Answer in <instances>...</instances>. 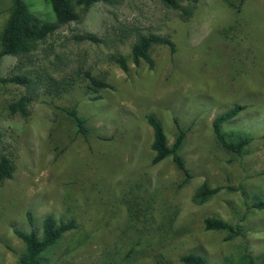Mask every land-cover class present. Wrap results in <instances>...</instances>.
Segmentation results:
<instances>
[{
	"label": "rangeland",
	"instance_id": "rangeland-1",
	"mask_svg": "<svg viewBox=\"0 0 264 264\" xmlns=\"http://www.w3.org/2000/svg\"><path fill=\"white\" fill-rule=\"evenodd\" d=\"M117 2L95 4L60 29L28 67L43 80H60L79 68L104 76L112 89L101 99L87 95L84 84L60 97L41 91L24 119L12 116L8 105L26 89L0 82V152L16 168L0 184V264H18L24 252L14 231H41L47 216L75 219L78 229L64 235L44 264H183L189 253L224 264L243 252L264 264V210L252 208L264 200V0H231L233 6L199 0L189 20L158 0ZM26 3L38 17L55 18L47 1ZM10 6L0 0V32ZM120 24L169 37L176 51L158 47L153 68L130 60L125 73L109 56H129L134 39L118 47L71 39L84 33L112 37ZM17 64V57L0 56V78L19 73ZM237 105L245 110L223 131L231 141L252 139L242 156L226 150L212 127L216 116ZM65 109H76L94 132L89 141ZM148 115L161 122L170 146L179 133L176 121L186 131L180 154L190 179L171 158L154 164ZM203 183L242 186L245 195L224 189L199 202L195 193ZM209 217L240 226L242 234L228 240L227 233L205 230Z\"/></svg>",
	"mask_w": 264,
	"mask_h": 264
},
{
	"label": "trees",
	"instance_id": "trees-1",
	"mask_svg": "<svg viewBox=\"0 0 264 264\" xmlns=\"http://www.w3.org/2000/svg\"><path fill=\"white\" fill-rule=\"evenodd\" d=\"M54 12L53 20H45L33 14L26 0H10L11 6L4 28L0 32V56H14L18 58L16 70L19 73H13L7 78H0L2 84H14L26 89L25 94L11 101L8 110L12 116H20L28 119L30 116V107L36 97L43 91L47 97L63 95L76 84H84L87 95L94 97L95 100L102 98L105 90L112 89L111 84L104 76H97L90 70H78L72 72L60 80L46 76L45 80L40 75H35L34 70H28L33 62V57L42 44H46L57 32L74 22L83 19V15L98 3L116 5L118 0H45ZM164 7L180 13L186 19H191L193 15L192 5L199 0H158ZM231 6L233 2L228 0ZM243 0H241L242 2ZM82 13V14H81ZM71 39L78 43L90 42L93 44L112 43L116 47L134 39L131 46V53L126 56L122 53H116L109 56V61L119 65L127 73L129 71V61L132 60L136 66L146 63L150 68L154 67L152 58L153 51L158 47H169L172 52L176 51L175 43L165 36L153 32L144 33L138 29H131L120 24L113 31V35L105 38L94 34H74ZM34 75V76H32ZM244 106H234L223 114L216 116L212 121L214 134L218 142L229 152L242 156L246 148L251 144L252 139L248 136H237L235 141L228 139L223 131V125L236 119ZM66 114L74 122L77 132L81 134L86 141H89L90 132L82 117L79 116L76 109H65ZM147 123L153 131V142L151 149L154 152V164H159L168 158H171L179 171L185 175V179H190L191 175L187 168L186 161L180 154L183 146L186 131H184L178 121V136L172 146L168 143L167 135L163 125L154 115L146 116ZM100 138V137H99ZM264 138V135H263ZM103 139V138H102ZM16 171L14 163L7 155L0 152V184L13 178ZM228 189L233 191H242L245 195L244 188L234 187H215L212 188L208 183H203L195 193V199L199 202H207L222 190ZM252 208L264 210V200L254 202ZM27 219L31 227L35 226V218L32 212L27 213ZM205 230L210 232L227 233L228 240H232L242 234V228L238 225H231L226 221L209 217L204 221ZM78 229L75 219L70 221L58 222L54 217L47 216L42 221L41 231L32 229L25 232L20 229L14 231L15 235L24 243L25 249L22 253L18 264H44V256L55 247L64 237L65 234ZM183 264H209L205 257L195 253H189L181 257ZM224 264H259L250 253L243 252L236 259H227Z\"/></svg>",
	"mask_w": 264,
	"mask_h": 264
}]
</instances>
